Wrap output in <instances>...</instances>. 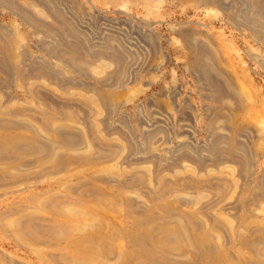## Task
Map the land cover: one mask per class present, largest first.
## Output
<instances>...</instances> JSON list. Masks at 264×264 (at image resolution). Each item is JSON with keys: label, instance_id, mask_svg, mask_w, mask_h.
Returning a JSON list of instances; mask_svg holds the SVG:
<instances>
[{"label": "bare ground", "instance_id": "bare-ground-1", "mask_svg": "<svg viewBox=\"0 0 264 264\" xmlns=\"http://www.w3.org/2000/svg\"><path fill=\"white\" fill-rule=\"evenodd\" d=\"M23 1L30 2L24 3ZM38 1L0 0V5L4 9L14 11L22 19L26 21L30 20V25L34 23L37 27H41L42 30L40 29L38 32L47 37L52 29L41 22L51 19L56 24L55 22L58 23V20L56 21L48 8L40 2L38 3ZM199 2L204 3L203 9L205 11L213 10L214 7L217 8L215 12L210 13V16L213 15V18L228 24L226 20H223L221 15L223 10L228 9L227 7L218 6L216 0H199ZM245 2L246 7L240 9L236 16L231 17V20L236 25H240L254 33L258 40L264 41V0H245ZM20 6L32 9L37 15L25 14ZM18 31L16 25H14V33L4 31L0 23V74L7 73L8 76L12 74L10 82L16 88H21L32 93L40 102L37 103L38 100L36 101V104L39 106L31 104L29 107H23L18 104V101L13 99L14 102L12 103L11 100L10 102L12 104H7L6 106L4 104L10 102L8 100H2L0 95V204L13 199L15 200L20 195L23 196V199L25 198V201L23 200L24 204L19 206L21 209H8V211H15V217L12 218L10 215L12 212H4L0 215V228L5 232H9V237L12 241L26 249L33 250V253L39 256L41 261L45 259L50 261L47 264H51V260L57 264H137L139 261L140 264H163V261L169 264H227V262L231 264H264V186L262 185L263 188H258L261 185L258 187L255 185L253 187L252 195L250 194L253 196L251 203L249 199L246 200L243 197L246 192L245 185H236L238 180H236V184L231 180L234 183L231 189V186L228 187L231 184L228 183L227 185L225 182L221 184L217 181V178L211 177L219 171L217 165L220 167L223 165L222 170L231 172L238 171L244 173L248 168L252 173L255 170L254 162L259 158L258 151H256V155L254 154L253 161L247 166L248 163L246 164V161L243 159L246 151L243 147H236L234 144L236 138L239 137V131L252 130L248 126H245V124L243 125V122L236 117V111L242 108L249 109L251 111L249 113L251 117H256L257 121L259 118L260 121L258 123L261 122L263 129L262 131H257L260 138L258 147L264 148V87L256 90L255 79L252 74L257 72L254 69L243 61L239 63L238 66L243 64L246 67L242 68L243 66H241L243 71L241 77L242 87H236V90V88H231L233 87L231 84L232 81L230 82L229 79L224 77L222 78L225 83L223 86L215 75L217 74L221 77L212 60L211 62H207L209 66L207 63L205 65L199 64L198 66V58L191 63L186 62V69H199L202 67V71L207 74L206 79L210 87L208 89L211 92V95L208 97L210 101L219 102L220 104L224 103V100L226 102H232L230 103L234 106H232V110L226 108L220 110L221 112H226L222 116L218 115L211 107L204 106L206 112L209 111L213 114L211 122L209 121L210 128L215 122L223 123L224 126H221L219 131H223L225 134L216 140H211L210 148L209 150H203L206 156H202V158L195 157L194 154L190 158L180 157V155L176 156L178 162L187 164V166H182V169L174 172L171 178L162 176L161 174L164 173L160 174L155 171L156 168L151 169L150 167H145L147 168L145 173L140 171L139 174L138 172L132 173L131 171H126L128 169L132 170V164H127L125 167L126 170L121 168V164L120 167H118L119 165L111 167V169L116 168V172L107 169L96 174L98 179H102L106 184H110V188H114L111 191L112 193H107V190L106 193H102L96 189L85 188L90 187L91 184L82 182L80 188L81 194L91 196L93 203L105 208H112L115 211H119V208H121L132 209L141 213L140 216L142 219L139 225L144 227V232L141 233L138 231L139 226H137V229L131 231L122 224H114V227L110 231L106 230L104 232L107 228L104 227L100 218L101 216L97 213L93 214L87 206L78 202L53 204L45 194L38 193L35 189L40 183L57 179L59 177L57 175L64 172L69 165L73 167L74 164H79L81 167H88L94 164V162H98L101 156L112 158H109V163L121 153L124 154L125 151L131 150V145V147H127L122 144L118 145L119 143L117 145L104 143L102 137L96 133L97 124L95 121L97 120H94V117L103 115V112L109 114L114 109L120 110L128 104H133L136 96L143 90L140 88L129 89L128 91L130 92L123 96L108 95L106 94L107 92L104 93L101 91L95 83L100 82L99 78H102L105 74V78L110 79L112 75L107 74V71L113 67H116V72H120L119 58L115 55L107 56L101 53L102 51L95 52L97 55L95 58L90 51V53L83 54L80 52L79 41L75 40H70L66 43H61V41L57 40L61 44L60 46H53L55 41L50 45L43 41V50L54 60V65L56 67L61 66V69L54 70L44 58L37 57L33 58V62L28 65V73L16 71L17 65H26V60L30 57V52L22 46L24 39ZM157 40L155 37L156 48H160V43L158 44ZM174 40L177 46L182 49L185 47L181 44V41ZM108 43L106 42L100 48L111 52V48L107 47ZM211 48L216 55L224 56L232 51L239 57L238 49L236 50L232 46L230 40L226 38L225 33H221L218 36V41H211ZM249 51L250 56L255 60L258 67L264 71V54L255 48H250ZM183 58H179V60L183 62ZM166 59H169L168 55ZM239 59L242 60L241 57ZM231 69L229 70L231 71ZM71 73L89 76L91 82H84L85 87L80 88L84 94H76L75 92L77 91L74 92L72 87H67L74 85L73 82L77 81L69 77ZM172 75L174 82L177 83L178 77L176 71H173ZM2 77L0 76V87H3ZM41 80L43 81V85L46 84L47 87H53V90L50 89L51 93H48L49 95H45L43 94L44 92L42 93L40 91L41 89H45L42 84H36L37 81ZM225 86L234 90L233 94H236L239 100H236L233 94L227 93ZM183 93L179 91L177 94L181 95ZM199 95L203 96L202 93ZM44 96H47L49 99L44 98ZM57 98L64 101H58ZM48 100H50L49 103ZM75 100L78 103H74ZM193 100L190 95L187 106L189 110H192L194 116V119H191L190 122L192 124L197 123L200 126L203 120L202 122L198 121L200 111L199 108L197 109L195 107ZM73 107H76L77 111ZM177 107L178 105L173 104L170 107H165L166 113L170 118H172L173 112ZM80 113H83L87 118L83 119ZM180 114L182 115V112ZM83 121L88 125L84 126ZM77 124L82 127H77ZM197 124L191 127L193 136L198 133ZM19 130L25 133H16ZM205 130L208 129L206 128ZM210 131L213 132L215 130L211 129ZM114 134L112 135L114 136ZM181 135L187 137V134L181 133ZM104 136L109 137L106 132ZM105 141L107 142V140ZM186 145L188 144L179 145L178 149L180 147L184 149ZM147 151L150 153L147 155L148 159L146 160L148 161L142 163H152L155 165V161L152 159L153 152L149 148ZM217 159L219 161L214 163V160L217 161ZM208 161L215 166L214 168L211 167L212 170L205 166V168H209L205 171L204 164ZM106 166L109 165L106 164ZM171 167L173 169L176 168L175 166ZM83 169L81 168V170ZM188 170H192L193 174L187 175L185 177L187 181L185 182L184 177L180 175L185 171L188 172ZM193 175L197 178L195 179ZM228 176L226 175L225 178ZM261 182H264V180ZM181 183L185 184L181 185ZM146 184L150 188H147L145 191L142 186ZM166 185L171 187L169 190L167 189L168 191L164 189ZM254 189H257V191L255 192ZM120 190L122 192L134 193L135 195L138 191L139 193H137L144 196L146 201L139 206L132 205L129 201L120 197L121 195L118 192ZM217 191H220V197L218 198L219 204L226 200L229 201L230 199L228 198L234 199L232 207L226 209V215H224L225 213L220 216H208L204 214L200 216L199 213L198 215L189 214L181 210L178 211V209H174L171 205L161 200V197L166 198L169 196L172 197L173 195H181L183 198L190 197L189 200L192 199L191 197H194L193 201H197L199 198L198 202H200L203 199H200L202 196L208 195L207 199L210 200L211 197L208 198L209 195H216L218 194L216 193ZM230 193H235V195H230ZM113 194L115 195L113 196ZM138 197L140 198V196ZM131 203L134 202L131 201ZM194 203H192V207H197L198 205H194ZM188 205L190 206V204ZM154 208H158L160 212H153ZM46 210L52 211L62 220H51L52 218L33 216L36 214L38 216L39 213ZM146 212H152L153 215H147ZM211 233L215 235L212 236ZM41 246L45 248L62 246L64 250H67V253L61 254V256L57 254L53 255V253L46 254L45 252L44 254L38 250V247ZM96 249L98 250V254L96 253L97 255L93 257L91 251ZM242 249L246 250L247 256L237 252ZM6 253L0 249V264H26L22 260L10 258Z\"/></svg>", "mask_w": 264, "mask_h": 264}, {"label": "rangeland", "instance_id": "rangeland-1", "mask_svg": "<svg viewBox=\"0 0 264 264\" xmlns=\"http://www.w3.org/2000/svg\"><path fill=\"white\" fill-rule=\"evenodd\" d=\"M35 1L37 2L38 0ZM216 1L218 6L228 8L227 10H223L221 12L223 20H226L228 24L219 19L213 18V15L210 16V13L215 12L217 8L214 7L213 10H208V13V11H205L203 9L204 3L199 2V0H128V2L127 0H39L38 3L40 2L41 4L45 5L48 8L49 12L56 19V21L58 20V23L55 22L56 24H54V21L51 19L41 22L45 26H49L52 29V31L48 33L49 36L47 37L38 32L40 31V29L42 30L41 27H37L36 25H34V23L33 25H30V20L26 21L22 19V17L18 14H15L14 11L4 9L0 5V23L3 27V30L9 32L11 31L10 33H14V25H16L17 31L19 30L18 33L20 32L19 34H22L21 37H23L24 39L22 46L30 52V57L26 60V65L18 64L16 71L28 73V65L33 62V58L37 57L44 58V60L47 61L54 70L61 69V66L56 67L54 65V60L50 58L46 51L43 50V41L49 45L53 44L55 41L53 46H60L61 44H59V41H61V43H66L67 41L75 40L79 41L78 44L81 49L80 52L83 54L91 52L95 58L97 56L95 52L102 51L101 53L107 56L115 55L119 58L120 72H116V67H113L107 71V74H109L110 76L112 75L110 79H106L105 74L102 78H99L100 82L95 83V85H97V87L100 88L101 91H103L104 93L107 92L106 94L108 95L123 96L130 92L128 91L129 89L140 88L143 91L145 90L144 92L142 91L138 94V96H136L133 104H128L122 107V109L120 110L112 109L113 111L109 112V114L103 112V115L94 117V120H97L95 121L97 124L96 133L100 137H102L104 143L112 145H117L119 143L118 145L122 144L127 147L131 145V150L125 151L124 154L121 153L118 157H115L109 163L108 160L110 157L101 156L98 162H94V164L89 165L88 167H81L79 166V164H74L73 167L69 165L64 170V172H61L59 175H57L59 176L57 179L38 184L35 189L36 192L45 194V196H47L53 204L78 202L87 206L93 214L97 213L101 216V221L103 222L104 227L107 228L104 230V232L106 230L110 231L114 227V224H122L131 231L137 229V226H139L138 231L141 233L144 232V227L139 225L142 219L140 216V212L132 209H130V211L129 209L119 208V211H115L112 210V208H105L99 204L93 203L91 196L82 195L80 188L83 182L91 184L90 187L85 188H92L94 190L96 189L97 191H100L102 193H106L107 190V193H110L114 190V188H110V184H106L104 181H102V179H98L96 174H99L101 171L111 169V167L114 165H119L118 167H120L121 164L122 166L124 164L123 167L121 166V168L124 170H126L125 167L127 164H132V170H126L129 172L131 171L132 173H145L147 171V168L150 167L151 169L156 168L155 171L159 172L160 174L164 173L161 174L162 176L166 178H171V175L174 172L179 169H182V166H187V164L178 162L176 156L180 155V157L182 156L190 158L192 157V154H194L195 157L202 158V156H206L203 150H209L211 140H216L224 136L225 133L223 131H219L220 127L224 126L223 123L215 122L214 125H211L212 127L210 128L209 121L211 122L213 114H211V112L209 111L206 112L204 106L211 107L212 110H215L218 115L222 116L226 112H221L220 110H222V108L232 110L234 107L230 104L232 102H226L224 100V103L220 104L219 102L210 101L208 97L209 95H211V92L210 89H208L210 87L206 79L207 74L202 71V67H200L199 69H186V62L191 63L196 60V58H198L199 66V64L205 65L207 62H211L212 60L216 66L217 71L221 74V77H219L217 74L215 75L218 77L223 86L225 83L222 78L224 77L226 79H229L230 82L232 81L231 84L233 85V87L231 88L235 89L236 87H242V68L246 66H244L243 64H240V66L238 65L240 62L242 63L243 61L257 72L252 74L255 79L256 90H260L262 87H264V71L258 67L255 60H253L249 53L250 48H255L258 49L260 53L264 54V41L258 40L257 36L254 33L240 25H236L234 21L231 20V17L236 16L240 9H244L246 7L245 0ZM23 2L27 3L30 1ZM123 2L124 4L126 3V6L123 4ZM119 3H122V5L120 6ZM20 7H22V11L25 12V14L27 15H37L36 12H34L32 9H29L28 7ZM150 8L153 10H151ZM44 29L46 28L44 27ZM221 33H225L226 38L230 40L232 46L236 50L238 49L239 57L236 55V53L232 51L228 52V54L224 56L216 55L213 52V49L211 48V41H218V36H220ZM155 37L158 39V44L160 43V48H156ZM174 39L181 41V44H183L185 47L182 49L181 47L177 46L175 44L176 41ZM57 40L59 41L57 42ZM106 42H109L107 44V47L111 48V52L109 50H103V48H100V46L106 44ZM195 54L197 55L196 57ZM167 55L169 56L168 60L166 59ZM240 57L242 58V60L239 59ZM179 58H183L184 61L182 62L181 60H179ZM207 64L209 66V63ZM229 66L233 69H231ZM241 66L243 67L241 68ZM228 68L231 69L232 72ZM234 70L236 71V73ZM173 71H176L177 73V83L174 82L172 75ZM10 75L11 76H8L7 73L0 74L1 77L3 76V87H0V95L2 97V100H8V102L12 100V103L14 102V100H16L19 102L18 104L23 107H29L31 104H36L38 98L24 89L16 88L15 85L10 82L12 74ZM69 77L77 81L73 82L74 85H69L67 87H72V90L74 92L77 91L75 92L76 94H84L82 90H80V88L85 87L84 82H91L89 76L75 75L71 73ZM42 82V80L37 81L36 84L43 85ZM43 86L45 87V89H41L40 91L42 93L44 92L43 94L45 95H49L51 93L50 91L53 90V87H47L46 84ZM225 87L227 93L233 94L234 90L227 86ZM179 91H182L184 93L178 95L177 93ZM117 92L121 94L119 95ZM201 93L203 96L199 95ZM190 95L192 96V99H194L193 103L195 107L197 109L199 108L200 111L198 121L202 122L203 120V123L200 126L197 123L192 124V122H190L191 119H194L192 110H189L187 106V104L189 103L188 100L190 98ZM233 97H235L236 100H239V97L236 94H233ZM44 98L49 99L47 96H44ZM57 100L61 102L64 101L58 98ZM49 101L50 100H48V103ZM11 102L5 103L4 105L7 106V104H12ZM38 102H40V100H38L37 103ZM74 103H78V101L75 100ZM225 103L228 105H226ZM172 104L178 105V107L173 112L172 118H170L169 115L166 113L165 107H170ZM73 109L77 111L76 107H73ZM181 112L182 115L180 114ZM249 113H251V111L245 108H242L241 110L235 112V115L237 114L236 117H238V119L243 122L241 123L243 125L245 124V126H248L252 130L239 131V137L236 138L234 144L236 145V147H243L246 151V155L243 156V159L246 161V164L248 163L247 166L250 165L249 163L251 161H253V156H255L257 153L256 151H258L259 158L256 160V162H254L255 170L252 173L251 170L248 168L244 173H240L238 171L231 172L228 170H222L221 168L223 167V165H221V167L217 165V169L219 171L214 173V176L211 177L217 178V181L221 184H223L224 182L227 185L228 183L231 184L228 185V187L231 186V189L233 188L232 184H234L236 180H238L239 183L237 181V184H235L245 185L246 192L244 191L245 193L243 197L246 200L249 199L252 203L253 196L251 195L253 187L255 185L257 187L261 185V187L258 188H263L264 186V182H261L264 180V148L260 146L258 147L260 138L257 134V131H262L263 125L261 124V122L258 123V121H260L259 118L257 121L256 117H251ZM80 114L83 119L87 118V116H85L83 113ZM250 117L252 120L250 119ZM98 122H100V125L98 124ZM196 124L198 125V133L193 136L191 132V127L196 126ZM83 125L87 126L88 124L83 121ZM76 126L79 127L80 125L78 126L77 124ZM81 127L82 126H80L79 128ZM206 128L208 130H205ZM211 129L215 131L211 132ZM104 131L109 135V137L104 136ZM16 133L25 132L19 130L16 131ZM181 133L187 134V137H184L183 135H181ZM112 134H114V136ZM210 135L212 136L210 137ZM105 140H107V142ZM123 141H125V143H123ZM183 144L188 145H186L184 149L181 147L180 149H178L179 145ZM148 148L154 154L152 156V159H154L155 165H153L152 163H142L144 161H148L146 160L148 159ZM249 154L251 155L249 156ZM214 161V163H217L219 159H217V161ZM105 163L109 166H106ZM171 166H175L176 170L173 169ZM205 166L209 168H214L215 165L213 166L208 161L205 162L204 168ZM81 168L84 169L81 170ZM209 168H205V171H207ZM111 170L113 172L117 171L116 168H113ZM185 172H183L180 176L184 177V181L186 182L187 179H185V177H187V175H192L193 171L188 170V172ZM202 172L204 173V171ZM223 174L224 176H222ZM226 175L229 176L225 178ZM193 177L195 179L197 178L195 175H193ZM184 184L185 183H181V185ZM148 186L149 185L146 184L143 185L142 188L146 191L147 188H150V186ZM170 188L171 187L169 185L164 186L165 191H168ZM108 190L110 191L108 192ZM254 190L255 192L257 191V189ZM118 192L119 195H121L120 197L126 199L127 201H129L130 204L135 206H139L146 201L144 199V196L138 194V191V193L136 192V195L134 193H128L126 191L122 192L121 190ZM216 193V195H209L208 198L211 197L210 200L207 199L208 195L202 196L200 199H203L200 200V202H198L199 198L197 201H193L194 197H191V201L189 200L190 197L183 198V196L181 195H173L172 197L169 196L166 198L161 197V200L162 202L171 205L174 209H178V211L181 210L185 213L187 212L189 214L197 215L199 213L200 216L203 214L208 216H220L221 214H224L227 211V208L232 207L234 199L228 198L230 199L229 201L226 200L219 204L218 198L220 197V191H217ZM60 194L62 195L60 196ZM114 195L115 194H113V196ZM230 195H235V193H230ZM246 195L249 197H247ZM54 196L55 198H53ZM136 196H140V198L138 197L139 200H137L138 198ZM204 197H206V200L204 199ZM13 200L0 204V215L4 212H12L10 215L12 216V218L15 217V211L13 210L19 209V206L24 204L23 200L25 201V198L23 199V196L20 195L14 201ZM131 201L134 203H131ZM193 202H195L194 205L197 204L198 206L192 207ZM188 204H190V206ZM8 209L13 210L8 211ZM153 212H160V210L158 208H154ZM146 214L153 215L152 212H146ZM226 214L227 213H225L224 215ZM33 216L48 219L52 218L51 220H62L50 210H46L42 213H39L38 216L37 214ZM200 216L199 218L203 220V218ZM9 235V232H5L0 228V249L1 251L3 250V252L5 253L7 252L6 254H8L10 258L22 260L26 264H47L48 262H50L46 259L44 261H41L40 257L33 253V250H29L25 247L18 245L17 243L11 240ZM214 235L215 234H213L212 236ZM38 250L43 253L45 252L46 254L53 253V255L57 254L60 256L61 254L67 253V250H64L62 246L50 248H45L41 246L38 247ZM237 252L239 254H245L247 256L246 250L242 249L241 251ZM96 253L98 254L97 249L91 251V255L93 257L97 255ZM51 262V264H57L52 260ZM162 263L169 264L165 261H163ZM228 263L229 262H227V264ZM137 264H140V261Z\"/></svg>", "mask_w": 264, "mask_h": 264}]
</instances>
